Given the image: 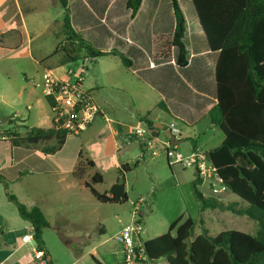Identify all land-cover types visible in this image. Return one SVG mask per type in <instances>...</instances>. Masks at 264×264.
<instances>
[{"label": "crops", "instance_id": "obj_1", "mask_svg": "<svg viewBox=\"0 0 264 264\" xmlns=\"http://www.w3.org/2000/svg\"><path fill=\"white\" fill-rule=\"evenodd\" d=\"M178 1L186 18L184 44L188 66L185 68L177 64V48L172 49L169 59L160 57L155 48L158 38L172 37L175 33L171 0H143L135 17L127 8L128 0H68L71 24L76 33L100 51H118L132 65L126 67L118 57L106 56L95 60L86 58L82 63L76 62L83 67L67 70L65 68L73 63L63 65L62 55H53L65 39L63 42L47 41L48 24L37 15L62 6L61 0H0V103L12 110L19 106L34 109L40 116L34 117L39 124L31 126V112L27 117L21 112L1 114L0 118L8 123V128L3 130L17 128L18 133L24 135L32 128H52L53 120L45 107L46 102L49 106L50 103L43 91H37V84L48 71L61 80L74 81L87 69L89 61L92 63L84 74L83 89L91 94L100 111L87 130L69 135L57 151L54 146L42 150L39 146L12 145L10 137L0 136V154H5L0 156V177L3 178L0 182V236L15 239L13 252L16 256L18 253L20 263L27 259L24 248L34 241V228L21 218L16 204L8 199L5 184L19 202L28 208L39 207L49 222L50 214L64 215L71 207L81 210L83 206L98 202L86 186L96 174L102 177V182L93 186L98 193L105 194L126 169L125 186L130 200L129 174L134 168L147 164L148 159L153 160L143 152L134 134L138 127L153 128L160 140H168L165 132H157L156 127L163 124L169 130L170 123L175 122L181 129L177 150L185 156L206 155L224 142L222 131L208 120V113L218 103L216 66L219 53L210 49L192 0ZM62 19L64 27L63 6ZM56 20L52 19V25L59 23ZM54 29V35H63V29ZM56 56L57 61L51 63L49 60ZM160 103L165 104L168 112L159 108ZM155 109L169 117L170 123L155 118L152 115ZM147 118L152 126L146 123ZM204 132H213L214 136L207 137ZM81 155L92 161L94 167L87 170V177L78 180L74 172ZM166 161L173 176L177 169L186 184L191 185L196 179L195 168L170 164L167 158ZM132 222L133 219L126 223L120 221L116 237ZM99 231L104 234V227ZM45 246L47 248L46 243ZM120 255L122 260L118 264L123 262V250ZM28 264H34V260Z\"/></svg>", "mask_w": 264, "mask_h": 264}, {"label": "trees", "instance_id": "obj_2", "mask_svg": "<svg viewBox=\"0 0 264 264\" xmlns=\"http://www.w3.org/2000/svg\"><path fill=\"white\" fill-rule=\"evenodd\" d=\"M143 0H128L132 17L138 13ZM176 28L172 37H160L155 42L157 54L171 58L173 48L179 51L177 64L188 66V51L184 44L186 18L178 0H171ZM210 49L219 53L216 66L217 105L208 113V120L224 134V142L205 156L216 169L221 184L247 203L236 210L216 199H208L200 191L203 184L197 172L191 187L202 210L222 209L246 216L255 221L259 229L251 235L228 230L214 237L207 229L196 235V221L180 217L168 233L144 240L147 264H264V0H192ZM64 9L63 35L65 42L54 56L62 55V64L76 63L86 58L99 59L116 56L126 67L132 62L118 51H100L76 33L71 24L68 0H61ZM159 108L168 112L164 103ZM146 123L152 126L147 118ZM16 126V123H15ZM10 142L16 146H39L42 150L54 146L59 150L69 134L63 130L32 128L24 135L14 132ZM92 161L80 157L74 177L83 180ZM124 169L120 179L105 194L98 193L93 184L102 182L96 174L86 183L100 204L128 202ZM0 182L3 178L0 177ZM8 199L15 203L21 218L34 228L33 239L45 252L49 264H55L43 241L49 222L39 207L28 208L16 196ZM97 264H102L95 259Z\"/></svg>", "mask_w": 264, "mask_h": 264}, {"label": "rangeland", "instance_id": "obj_3", "mask_svg": "<svg viewBox=\"0 0 264 264\" xmlns=\"http://www.w3.org/2000/svg\"><path fill=\"white\" fill-rule=\"evenodd\" d=\"M37 15L45 19L43 23L48 24L46 40L53 41V39H58L59 42H63L65 39L64 35H54L56 32L55 27L60 30L63 29L62 6L57 5L52 12H40ZM56 18L59 23L52 25V19L57 21ZM34 48H37V45H34ZM57 59L56 56L49 61L54 64ZM91 63L89 61L86 65L85 73ZM80 66L83 67V64L73 63V65H69L65 69H77ZM37 91L42 92V89L37 88ZM45 107L53 120V114L47 102ZM14 112H21L23 115L25 114V117L29 116L28 113L31 112L32 116L29 125L39 124V121H34L36 119L34 117H40L36 114V110H27L26 107L21 108V106L12 110L0 103V115H8ZM152 115L155 118H160L164 123H170V118L163 116L164 114H161L158 109L152 111ZM26 124L28 125V121H26ZM16 130L17 128H13V130L4 131L0 133V136L14 137ZM204 133H206L207 137L214 136L213 132ZM216 133L221 137V133L218 131ZM0 156L4 157L5 154H0ZM154 159H148L149 162L147 164L143 163L138 169L134 168L132 173L129 174L127 183L131 198L128 202L121 205H104L97 202L95 205L83 206L81 210H73L71 207L64 215H49L51 227L44 231L43 241H45L55 264H97L94 258L102 264L120 263L122 260L120 252L123 247L117 241L116 233L123 221L125 223L132 221L133 204L142 198L146 203L143 217L146 230V234L143 235L144 240H150L168 233L170 225L180 217L184 219L191 218L196 221V235L202 234L204 229H207L210 235L214 237L228 230L241 231L251 235L257 233L258 224L246 216L222 209L213 210L208 208L203 211L200 202L193 194L191 185L186 184L181 179L177 169L175 170V176H173L165 155L161 153L159 158ZM216 188L220 190L219 194L212 192V189H214L212 182H205L199 187L208 199L219 200L226 206L234 205L236 210L247 206L246 202L229 189L222 191L220 185H217ZM120 221H122L121 224ZM100 227H104V234L100 233ZM13 240L1 238L0 236V263L28 264L31 260L33 261L34 254L32 249L37 246V243L32 241L29 246L24 248V254L27 259L20 263L18 261V253L16 256V252H13L15 250Z\"/></svg>", "mask_w": 264, "mask_h": 264}, {"label": "built area", "instance_id": "obj_4", "mask_svg": "<svg viewBox=\"0 0 264 264\" xmlns=\"http://www.w3.org/2000/svg\"><path fill=\"white\" fill-rule=\"evenodd\" d=\"M84 74L85 70H82L74 81H64L48 71L43 81L37 84L50 103L53 127L56 130L66 131L69 135H76L87 130L100 113L91 94L83 89ZM6 125L8 123L0 118V133L4 132L3 127ZM169 130L176 140L180 138L181 129L175 122L170 123ZM134 134L139 139L143 152L150 158H157L163 153L170 164L180 165L183 168H195L204 182H212L214 194L220 193V190L216 188L217 185L222 187V191L227 189L221 184L216 169L204 154L194 153L185 156L177 150V146L172 145L169 139L160 140L155 136L153 128L138 127L134 130ZM145 204L144 199L135 203L132 213L133 222L123 227L116 237L123 247L124 258L121 264H147L148 262L143 239V235L146 234L143 222ZM33 254L34 264H49L43 250L35 248Z\"/></svg>", "mask_w": 264, "mask_h": 264}, {"label": "water", "instance_id": "obj_5", "mask_svg": "<svg viewBox=\"0 0 264 264\" xmlns=\"http://www.w3.org/2000/svg\"><path fill=\"white\" fill-rule=\"evenodd\" d=\"M80 62L82 63L83 60H80ZM157 132H161L164 131L165 132V136L171 141L173 146H177L178 145V141L176 140V137L174 135L171 134L170 130H166V126L163 124H160L159 127H156ZM154 135L156 136V133H154Z\"/></svg>", "mask_w": 264, "mask_h": 264}]
</instances>
